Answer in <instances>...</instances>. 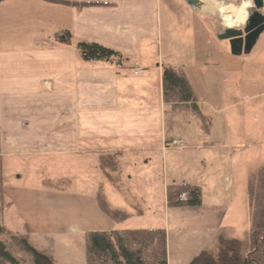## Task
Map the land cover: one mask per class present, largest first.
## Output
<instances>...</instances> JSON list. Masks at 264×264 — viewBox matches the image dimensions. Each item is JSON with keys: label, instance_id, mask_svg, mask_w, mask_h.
<instances>
[{"label": "crops", "instance_id": "0c3cea01", "mask_svg": "<svg viewBox=\"0 0 264 264\" xmlns=\"http://www.w3.org/2000/svg\"><path fill=\"white\" fill-rule=\"evenodd\" d=\"M66 1L100 6L78 10L41 0L0 4V159L2 169L5 163L29 166L36 159L74 169L90 160L95 175L90 180L68 181L70 190L78 187L81 192L55 189L45 182L31 186L3 180V195L10 205L4 211L5 229L15 234L23 231L29 239L127 230L121 228L124 221L116 223L101 211L97 201L101 192L113 211L125 213L112 205L129 198L138 219L145 216L149 220V214L138 206L149 205L151 199L162 200L157 222L166 233L168 264L169 235L177 239L208 237L217 244L221 226L230 215L226 205L209 201L204 191L216 188L212 185L222 169L217 160L225 159L223 163L234 169L235 155L244 149V142L227 133L225 140H212L199 128L195 133L182 129V135L174 136L180 116L192 114L165 106V65L162 62L153 69L150 62L163 55L162 2L168 8L178 2L197 14L199 27L207 36L206 51L211 54L230 49L228 43L212 39L213 27H203V20L212 19L222 5L216 11H205L203 4L224 3L228 10L234 8L232 0H196L195 5L185 0ZM229 22L226 26L233 28H241L243 23L235 24L232 18ZM62 31L70 32L71 46L55 40ZM78 42L111 49L123 56L124 65L84 62L76 48ZM172 141H181L183 147L171 146ZM201 152L208 156H200ZM101 156L117 157V185L101 170ZM213 160L212 167L209 161ZM157 167L161 182L153 175ZM186 184L200 188L201 206L169 208L167 187Z\"/></svg>", "mask_w": 264, "mask_h": 264}, {"label": "rangeland", "instance_id": "374dc122", "mask_svg": "<svg viewBox=\"0 0 264 264\" xmlns=\"http://www.w3.org/2000/svg\"><path fill=\"white\" fill-rule=\"evenodd\" d=\"M243 1L250 6L245 11L248 15L253 8L252 0H232L234 5L232 9H237ZM174 5L175 7L168 8L164 2L161 4L160 51L163 55L155 57L150 64L153 69L160 66L162 62L165 66L181 69L193 90L201 114L210 122L207 128H204L199 119L187 113L178 119L177 127L180 126V128L174 130V136L182 135V129L186 133H195V129L199 128L200 133L212 140H225L224 136L227 133L244 142V149H238L235 155L234 169L223 163L225 159H218L217 164L214 160L209 161L210 166L213 167L216 164L222 169L212 185L216 188L211 191L205 189L204 194L209 201L226 205L228 208L230 216L223 222L218 236L240 241L243 244L242 254H246L250 251L251 245L250 213L248 220L249 194L251 193L252 197L250 199L252 215L257 220L255 223L263 220L264 208V33L259 37L253 51L246 56L233 57L224 49L223 52L216 51L209 54L206 51L208 50L207 36L199 27L200 21L197 14L193 15L178 2ZM218 5L223 6L224 3L205 2L203 6L207 9L203 7V10L216 11ZM217 13L212 19L203 20L205 23L203 27H213L216 31L210 28L212 39L217 40L218 44L225 45V41L216 39V34L218 36L228 26L225 25L219 11ZM261 13L264 14V9ZM194 21L195 24H193ZM25 26L28 25L24 24ZM20 29L21 27L15 28L17 32H20ZM27 32H30V29ZM240 141L238 143H241ZM203 153L201 152L200 156H208ZM210 157L213 159L212 156ZM24 165L5 163L2 169L3 180L12 184L31 186L45 182L55 189L66 188L68 191L81 192L82 190L78 187L70 190L68 181L72 178H75V181L83 178L90 180L95 175L90 169L93 167L90 160L83 163L82 167L74 169L61 162L51 163L37 159L30 163L31 166ZM87 165L89 166L85 167ZM153 175L161 182L162 174L159 167L155 169ZM109 191L108 189L104 192ZM120 201L122 204L112 206L123 210L128 215L122 229L150 230L161 227L162 224L157 222V219H160L162 215V200L151 199L149 205L138 206L149 214V220L145 216L143 219L137 218L134 205L130 206L132 202L129 198H123ZM131 215L132 218H130ZM3 226L7 229L8 220L6 221L4 217ZM6 229L5 234L0 235V241L5 244L7 251L19 263L33 264L30 255L23 252L14 239L16 235L25 236L26 234L23 231L21 234H15ZM84 235L28 239L33 247L51 252L56 264H87ZM169 236V264H189L201 252H214L217 247L213 239L208 237L177 239L172 235ZM256 258H259L258 255ZM258 260L260 264H264V257Z\"/></svg>", "mask_w": 264, "mask_h": 264}, {"label": "trees", "instance_id": "16d2710c", "mask_svg": "<svg viewBox=\"0 0 264 264\" xmlns=\"http://www.w3.org/2000/svg\"><path fill=\"white\" fill-rule=\"evenodd\" d=\"M5 0H0V4ZM46 3L61 5L74 9H82L95 4H76L66 0H41ZM60 44L71 46L72 36L69 31L55 35ZM76 48L84 62H106L115 67L124 65L121 54L101 45L78 42ZM162 98L165 106L171 110H188L201 125L207 128L210 124L197 106L193 90L181 69L164 66L162 69ZM99 166L107 180L117 185L120 180V168L116 156L99 157ZM2 162L0 159V235L5 234L3 226L4 211L10 206L2 191ZM249 213L251 220L250 251L243 252V244L238 240L219 237L216 250L203 251L194 257L189 264H260L258 260L264 257V208L263 220L255 223L252 215V202L249 194ZM166 200L169 208H195L201 206L202 191L191 185H171L166 189ZM99 208L106 216L116 223L126 220L128 215L111 210L102 193L97 194ZM261 216V218H262ZM15 241L23 252L30 255L33 264H56L51 252L37 249L29 242L27 235H16ZM87 264H168L166 251V233L163 228L150 230H114L111 232H89L84 235ZM258 255L259 258H256ZM0 264H21L6 249L0 241Z\"/></svg>", "mask_w": 264, "mask_h": 264}, {"label": "water", "instance_id": "95a60500", "mask_svg": "<svg viewBox=\"0 0 264 264\" xmlns=\"http://www.w3.org/2000/svg\"><path fill=\"white\" fill-rule=\"evenodd\" d=\"M189 5H195L196 0H185ZM252 11L247 15L241 28H226L218 35L219 41L229 45L233 57L248 55L255 47L259 37L264 33V0H252Z\"/></svg>", "mask_w": 264, "mask_h": 264}, {"label": "bare ground", "instance_id": "6f19581e", "mask_svg": "<svg viewBox=\"0 0 264 264\" xmlns=\"http://www.w3.org/2000/svg\"><path fill=\"white\" fill-rule=\"evenodd\" d=\"M249 4L245 1H243L242 5L239 6L237 9H231L227 7H220L219 8V14L222 15L223 19H226L224 22L226 23L225 25H229L230 24V20L232 18L233 22L236 24L238 21L242 22V24H244L246 17H247V13L245 12L248 8H249ZM201 8V5L199 6V9ZM229 18V19H228ZM241 24V25H242ZM226 28H233V27H226ZM236 28V27H234Z\"/></svg>", "mask_w": 264, "mask_h": 264}, {"label": "built area", "instance_id": "2783aa9c", "mask_svg": "<svg viewBox=\"0 0 264 264\" xmlns=\"http://www.w3.org/2000/svg\"><path fill=\"white\" fill-rule=\"evenodd\" d=\"M171 146H173L175 148H181V147H183V143L181 141H172Z\"/></svg>", "mask_w": 264, "mask_h": 264}, {"label": "flooded vegetation", "instance_id": "af4514ba", "mask_svg": "<svg viewBox=\"0 0 264 264\" xmlns=\"http://www.w3.org/2000/svg\"><path fill=\"white\" fill-rule=\"evenodd\" d=\"M223 7H224V5H223ZM264 9V8H263ZM264 15V14H263Z\"/></svg>", "mask_w": 264, "mask_h": 264}]
</instances>
